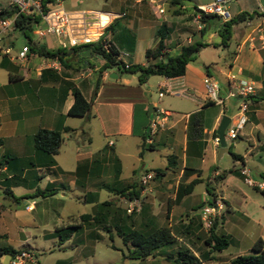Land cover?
Returning <instances> with one entry per match:
<instances>
[{
    "label": "crops",
    "instance_id": "0c3cea01",
    "mask_svg": "<svg viewBox=\"0 0 264 264\" xmlns=\"http://www.w3.org/2000/svg\"><path fill=\"white\" fill-rule=\"evenodd\" d=\"M209 1L187 0L182 6H187L193 17L194 6ZM237 1L239 6L234 11V15L239 10L251 9L248 10L249 13L255 12L254 8L247 7L245 0ZM77 3L78 0H68V4L63 5L71 8ZM158 3L162 5L161 2L158 1ZM257 3L258 7L264 6V0H257ZM118 7V10H109L118 14L108 26L110 40L118 52L121 49L127 51L125 53L129 58L124 59L122 56L123 61L130 64L145 63L147 61L146 48L154 46L157 42L155 29L165 22L164 20L171 21V19L164 16V9L162 12L158 11L152 0H121ZM114 24L118 26L115 31ZM146 28L152 29V37L149 38L146 35ZM14 29L16 27L8 29L6 34L9 36ZM247 30L248 28L244 24L239 32H236L235 28L233 29L236 46L232 51H229L228 57H223L220 62L213 56L204 53L209 48L216 49V57L221 58L218 54L219 46L214 44L220 40L216 31H210L203 37H200L199 31L186 33L184 37L186 41L198 39L206 40L210 44L200 48L194 59L186 63L183 74L173 77L150 74L143 83L139 82L137 73H135L136 75L132 72L128 74L116 67H108L99 72L104 58L95 53L98 57L97 64L92 63L89 59H82L84 55L81 53L86 48L70 52L66 63H62L60 71L40 68V57L31 56L29 64L22 65L24 68L14 67L12 73L21 75L15 80L9 78L11 67L7 61L5 64L4 57L0 56V130L7 129L5 137L11 139V145L24 152L27 149L25 147L29 140L28 135L32 136L39 128L71 127V130L62 131V143L58 152L54 154L37 149L32 139V144H30L32 149H27L32 150L31 155L34 157V161H30V163L33 164L34 169L38 168L40 172H33L32 167L26 166L21 161L17 163L10 161L11 157L2 161V156H0V185L3 190L6 187L9 188L13 195L12 199L17 204L23 203L25 207V211L15 208L12 213L15 221L19 220L29 228L22 241H27L31 236L35 238L56 236L64 228L57 222L63 216L68 215L59 206L47 210L41 205V199L34 198L35 196L42 198L52 196L64 203L66 202V191L79 187L84 193H75L76 198L85 204L89 203L91 212L71 214L70 218L87 221L105 209L104 214L101 215L104 217L114 201L120 200L126 205L125 210L115 206L116 211H112L114 213L112 219L120 223L117 224V227H129L144 231L151 227L168 226L176 238L173 243L155 248L151 254L144 258L127 256L129 249L127 252L122 251L124 260L133 259V264H186L174 262L175 255H170L186 245L200 259L201 264H220L219 260L222 259L226 264H233L231 260L238 254L222 258L219 251L223 248L210 251L206 242L211 228L207 233V228L201 225V205L207 200V202L212 201L213 198L212 200L206 199L201 204L191 203L188 199L194 186L199 182L205 183L207 194H212V197L218 195L224 202L218 224L214 228L215 233L230 236V234L220 231L224 225L232 222V225L241 227L242 230L244 228L248 230L249 227L258 228L259 232L252 234L250 243H253L258 236L264 240V189L249 186L244 182L240 173L242 165L250 169V163L254 159L257 161V155H260L258 160L264 159V47L260 45L259 41H256L255 44L246 41L243 37ZM30 31L33 33L32 27ZM173 31L174 29L169 33L164 49L169 53H174L182 44L178 41L172 42L171 33ZM215 36L219 37L218 41ZM33 41L54 49L58 45L56 36L53 35L35 37ZM6 43V46L10 47L13 40L8 37ZM32 49L37 50L36 48ZM0 53L3 52L0 51ZM92 53L90 52V54ZM210 66L214 69L215 74L211 72ZM81 68L84 70L80 71ZM79 71L80 73L75 75ZM113 73H116V76ZM134 75L137 77L135 78ZM206 76L218 81L223 96L235 80L251 81L255 86L251 104L245 111L247 119L237 135L245 150L243 153L231 151L227 146V152L231 153L233 158V153H236L242 156V160L234 158L236 164L226 169H220L216 163V160L222 157L225 152L217 157L219 144L214 142V130H216L223 114H228L230 117L235 114L230 111L232 105L235 108L236 99H226L224 105L212 101L208 97L204 85ZM72 84L80 89L86 99L91 101L87 114L72 115L68 112L74 99ZM142 84L147 87L155 85L158 88L159 97H162L165 92H169L182 94L192 101L185 112L163 108L166 110L164 126L157 129L152 142L145 140L144 144L143 138L147 136L148 123L153 116L156 103L155 101L149 103L152 98H147L148 89L142 87ZM92 87L95 90V92L93 90L94 101L89 96ZM159 92H162V95ZM97 102L103 106H98ZM148 105L153 107L151 112ZM193 112H199V120L202 123V130L199 133L188 128L189 117ZM95 120H98L96 133L99 135L110 134L115 137V139L109 138L105 141V145L110 146L111 149L105 150L102 144L93 146L91 132L95 127ZM82 134H85L84 137L87 138V141L80 138ZM3 142V138L0 137V145ZM157 143L163 145L164 167H148V163L142 162L144 146L151 144L150 149H154ZM5 155L4 153L3 156ZM156 168L161 169V173L150 180L148 187H142L139 196H137L142 201L140 208L127 212L128 201L136 196L128 198L121 191L130 184H135V188H140V175L147 170L155 171ZM125 173H127L126 176ZM250 173L252 175L251 171ZM27 174H31L33 179L21 191L19 194L21 198L18 200L14 187L19 186L20 180L25 179ZM102 176L105 178H101ZM38 177L47 180L45 187H40L32 182ZM194 178H198L199 181L189 188L187 184ZM260 179H264V173H261ZM101 187H106L113 193H117V196L99 201L97 189ZM37 189H52V193L41 195ZM59 190H61L60 196L57 195ZM260 193L263 197L259 198ZM26 203H30L31 207L27 208ZM180 204L184 205L183 210L177 211L176 207ZM235 204L243 207L240 209L241 212L235 209ZM195 206H199V209L194 214L189 209H193ZM24 212L30 213V215L27 217L23 215ZM229 213L234 215L239 213L241 216L229 221L227 217ZM1 214L3 217L0 216V223H5L6 228L2 230L0 225V238L4 237V241H11L12 236L4 216L5 210L0 208ZM71 226L77 227L76 225ZM85 227L87 228V226ZM89 234H92L91 229ZM231 238L232 236H230V241ZM1 241L0 244L13 246L8 242ZM26 244L21 243L17 245L22 246L13 247L33 249L28 243ZM129 244L126 245L130 247ZM34 251L37 253L39 264H74L81 261L86 255L80 253L76 256V254H68L60 249L55 253L54 249H48V253L41 256V253L36 249ZM247 252L249 249L244 250L243 253ZM48 256H52L53 259L48 260Z\"/></svg>",
    "mask_w": 264,
    "mask_h": 264
},
{
    "label": "rangeland",
    "instance_id": "374dc122",
    "mask_svg": "<svg viewBox=\"0 0 264 264\" xmlns=\"http://www.w3.org/2000/svg\"><path fill=\"white\" fill-rule=\"evenodd\" d=\"M121 0H78V3L75 4L73 7L76 8H98V9H103V10H118V5ZM159 2L162 3L163 9H164V16L169 17V20L171 21H166L169 26L172 27V30L174 31L171 33L172 37V42L176 43V41L180 43H185L187 42L185 40V34L188 32H198V28L193 20L192 15L189 13V10L187 9H181V12L179 13H173L172 9L173 7L169 5L168 0H158ZM187 1V0H186ZM247 3L248 8H254L255 12L259 9L257 0H245ZM8 0H0V7L3 6L4 4H7ZM62 5L68 4V0H62ZM239 6V2L237 0H226L225 1V7L227 10L230 12V14L233 16L234 11L237 9ZM251 10V9H248ZM246 10V11H248ZM249 12V11H248ZM235 31L239 32V29H242V22L237 23ZM114 31L118 27L117 25L114 24ZM8 31H1L0 32V45L4 48L6 47V41L8 37L13 40V44L10 45L11 48V54H15L18 49L21 47L23 43L27 42L28 37H31V39H35V35L28 29V28H19L16 26V29H14L10 35L6 34ZM146 35L150 38L153 36L152 34V29L146 28ZM54 36V35H53ZM110 36V35H109ZM216 40H219L218 36H215ZM239 38V37H238ZM236 38L234 36V31L232 30L231 33V38L229 40V45L228 47H223L222 45H219L218 47V54L220 55L221 58L218 56L216 57L217 50L209 48L207 49L204 53L209 56H213L218 62L223 60L222 58H226L229 55V51H232L234 47L236 46ZM120 52H127L125 49L119 50ZM42 54V53H41ZM36 57L39 58L40 54L39 52H36ZM1 57H5L6 61L12 65H15L16 67L24 68V65L29 64L30 59L23 63V66L20 64H14L10 59L9 55L5 53H0ZM124 59H128L126 55H122ZM82 59H89L92 63L97 64L98 63V57L93 52L92 54L88 56H83ZM40 64H41V57H40ZM110 68L115 67V66H109ZM211 72L215 74L214 69L210 66ZM84 69L81 68L80 71H83ZM76 73L75 75H78L80 73ZM125 73L131 74L130 72L125 71ZM137 72H134L132 74H135ZM136 75V74H135ZM134 77L136 78L137 76ZM146 80V79H145ZM144 80V81H145ZM142 81V83L144 82ZM144 88H147V93L146 96L147 98H152V100L149 101L153 102L155 101L154 107H162V108H168L170 110H174L177 112H185L188 108V106L191 105L192 101L190 98L182 95V94H172L169 92H165L162 97L158 96V88H156L155 85L153 86H148L145 84H142ZM74 86V84H72ZM90 93V97L93 98L92 100L94 101V93L93 89ZM89 94V93H88ZM219 94L221 95V89L219 90ZM148 103V104H149ZM96 104V102H95ZM99 103L97 102V105ZM251 104V103H250ZM96 105V106H97ZM98 106H103L102 104H99ZM149 107V105H148ZM235 107V106H234ZM237 108H233L230 111V113L236 112ZM95 127L93 128L91 132L92 136V144L93 146L102 144L103 147H105V150L111 149L110 146H106V140L109 138L115 139L113 135H99L96 133L95 129L98 126V120H95L94 122ZM7 129H1L0 130V137L3 138L4 142L0 145V156H2V161L10 159V161H13L14 163L20 162L25 164L26 166L32 167L34 169L33 164L30 163V161H34V157L31 155V149L32 146V139L33 135L31 136L30 134L28 135L29 140L26 142V147L25 148H31L30 150L25 149L24 152L18 148L14 147L11 145L10 138L5 137L7 134ZM85 134H82L80 138H83L87 141V138L84 137ZM240 138H227V146L230 147L231 151H239V152H244L245 147L243 144L240 142ZM232 144V145H231ZM163 145L160 143H157L156 149H150L148 145L144 146L142 155H143V161L144 163H148V167L151 166H161L164 167V162H165V156H164V149L162 148ZM116 149V147H115ZM6 150V151H5ZM6 154L3 156V154ZM260 158V155H257V161L254 159L250 163V171L252 172V176L254 179H260L261 178V173H264V159L262 161L258 160ZM259 161V162H258ZM216 163L220 169H226L234 164L236 162L234 161V158L232 157L231 153L225 152L222 157H220L218 160H216ZM205 164V163H204ZM262 171V172H260ZM33 172H40L38 168H35ZM127 173H125L126 176ZM131 174V172H130ZM1 177V176H0ZM105 178V176H102L101 178ZM33 179L31 174H27L25 179L20 180L21 183H19V186L14 187L16 196L18 200L21 198L19 194L21 193L22 190H24V187L30 182V180ZM35 184L40 185V187H45L47 180L46 179H41V177L35 178L34 181ZM36 185V186H37ZM140 185V184H139ZM149 183L145 185V187H148ZM250 186V185H249ZM141 187V185H140ZM253 187V186H251ZM147 190V189H146ZM98 191V198L99 201L113 196L114 198L117 196V193H113L112 191L108 190L106 187H101L97 189ZM204 191V192H203ZM61 190H59L58 196H60ZM75 193L83 194V190L76 188L72 190H67L66 191V202L61 203L60 200H58L55 197H46L42 198L41 196H35L34 198H39L41 199V205L46 208L47 210L53 209L55 207H61V210L68 215H65L60 219L57 224L59 226H64L63 230L60 231L56 236L53 237H43V236H38V237H30L27 241H22L23 238L26 236V231L29 230V228L26 225H23L19 220L15 221L14 217L12 216L13 210L15 208L18 209H23L25 211V207L23 203H16L11 196L6 194L3 190V187L0 185V208L5 210L4 216L7 219V225L9 226L10 234L12 236L11 241H4V237L0 238L2 240L1 242H8L12 244L13 246H22V245H17V244H26L28 243L34 250L41 253V256L44 254H47L48 249H54V252L56 253L59 249L64 250L68 254H76V256L80 253L86 254L84 258L81 261H77L74 264H133V259H128L127 261L124 260L122 251L127 252L128 251V246L123 242L122 236L119 234L117 230V221L112 219V215L114 214L112 211H116L115 208L119 207L123 211L125 210V204L121 202L120 200L114 201L112 207H109L108 213L102 217L101 215L104 214L105 209H102L100 213H97L96 216L92 219H88L87 221H82L80 218H70L71 214L78 215L82 212H91V206L90 204H85L82 200H78L76 198ZM148 193L149 190H148ZM215 193V192H213ZM258 197H263V195L260 193ZM257 197V198H258ZM126 198V197H125ZM218 199L220 198L218 195H215V197H212V194H207L205 192V183L199 182L194 186V189L192 193L189 196V201L191 203H202L206 199ZM31 199V198H30ZM222 199V198H220ZM240 199V198H239ZM208 201V200H207ZM204 202L201 207L208 203ZM142 202V201H141ZM95 203V202H94ZM116 206V207H115ZM184 205L180 204L177 205L176 210L177 211H182ZM243 207L235 204V209L239 210L241 212ZM199 206L193 207V209H189V211L193 212L194 214L198 211ZM246 212V210H245ZM23 215L29 216L30 213L24 212ZM221 215V214H220ZM219 215V216H220ZM1 217L2 214L0 215ZM69 216V217H68ZM217 216V220L219 218ZM240 214L237 213L234 215L233 213H229L227 217L229 218V221L231 219H237L240 218ZM23 219V217H21ZM232 219V220H233ZM201 225H203L202 220ZM3 222V221H2ZM83 222H86V224H83ZM245 224V222H244ZM2 230H5V223H0ZM71 225H76L77 227L71 226ZM231 225V226H230ZM87 226V228L85 227ZM205 227V226H204ZM207 228V227H206ZM220 228V227H219ZM91 229L92 234H89V230ZM204 229V228H203ZM210 227L207 228V233H209ZM224 233L230 234L232 236L231 241L228 243L226 247H224L221 251H219L220 255L223 257H231L236 254H243L244 250L250 249L252 243L251 238L252 234H256L257 229L249 227L248 230L244 228V230L241 229V227H237L235 225H232L231 223H228L224 225L221 228ZM248 231V232H246ZM227 234V235H228ZM228 235V238H230ZM254 242V241H253ZM27 245V244H26ZM129 246H131L129 244ZM59 255L61 253H58ZM52 256H48V260H52ZM9 260V254L5 253L0 256V264H8ZM220 264H226V262L222 259L219 260ZM218 261V262H219ZM230 264V263H228Z\"/></svg>",
    "mask_w": 264,
    "mask_h": 264
},
{
    "label": "built area",
    "instance_id": "2783aa9c",
    "mask_svg": "<svg viewBox=\"0 0 264 264\" xmlns=\"http://www.w3.org/2000/svg\"><path fill=\"white\" fill-rule=\"evenodd\" d=\"M155 3L158 11L162 12L163 7L158 0H152ZM226 0H210L207 3L199 5V9L204 12H212L219 14L223 19H229L232 15L225 7ZM62 0H8L7 4L0 7V32L7 29H13L17 26L16 19L24 18V24H30L33 34L36 37L45 35L56 36L58 43L57 48L71 49L77 47L84 50L90 47V52L99 54L102 51H110L113 45L110 40V31L108 26L118 14L98 8H67L62 5ZM200 11L193 14V20L199 29L202 22L199 18ZM244 21L248 28L244 35V39L250 44H255L259 41L260 45L264 47V6H260L257 12L251 13ZM105 16V17H103ZM48 48V46H46ZM97 47V50H93ZM0 51L8 54L9 59L14 64L23 65L31 56H34L37 50L31 48L28 42L21 45L15 54H11L9 46L2 47ZM99 51V52H98ZM41 57L40 68H51L60 71L62 62L57 55H48L39 53ZM125 52H117L115 60L122 61L119 66L128 67L130 63L122 60V55ZM100 55V54H99ZM117 68V65H113ZM118 69V68H117ZM204 85L208 97L215 102L224 105L226 99L235 98L237 108L235 114L230 117V121L224 130V136L227 138H235L239 130L243 127L247 117L245 111L247 110L251 96L255 93V86L251 81L235 80L229 86L226 94L220 95V84L215 79L206 76L204 78ZM162 95V92H159ZM166 110L161 107H156L153 111V116L149 120L146 141L152 142V138L157 129L164 126ZM214 142L219 144L217 136L214 137ZM111 143V141H110ZM240 173L246 184L264 189V179H254L250 173V169L242 165ZM156 176L155 171H144L140 177V185L144 188L152 178ZM127 212L138 210L141 206V201L135 197L128 201ZM27 208H30V203H26ZM224 208L222 199H214L211 202L204 204L201 207V220L205 227H211L214 218L221 214ZM8 264H39L37 253L31 248H20L14 253L10 254Z\"/></svg>",
    "mask_w": 264,
    "mask_h": 264
},
{
    "label": "trees",
    "instance_id": "16d2710c",
    "mask_svg": "<svg viewBox=\"0 0 264 264\" xmlns=\"http://www.w3.org/2000/svg\"><path fill=\"white\" fill-rule=\"evenodd\" d=\"M186 0H168L170 6L173 7V13L181 12V9H187V6H182ZM200 11L199 18L202 22V26L197 29L199 31L200 37L208 34L210 31H216L220 36V40L217 43H214L216 46L219 45H229V40L231 38L232 30L234 26L244 21L248 16H252L251 13L244 10H239L235 15L231 16L229 19H223L219 14L212 12H204L199 9L198 6H194L192 13ZM22 17V16H21ZM17 18L16 24L19 28H28L31 30L30 24H24V18ZM111 24V23H110ZM245 26V24H244ZM172 27L167 25L166 22H162L155 29V36L157 42L154 46L148 47L145 50V56L147 61L145 63H132L127 68L120 67L122 61L115 60V54L117 50L112 45L110 51H102L99 54L104 58L103 64L99 67V72H102L104 69L109 66L117 65V68L122 71L127 72H137L139 82L144 81L150 74H162L168 77L179 76L184 73L185 65L190 60L194 59L197 52L203 46L210 44L206 40H190L179 45V48L174 53H169L165 51L166 40L169 38V33L171 32ZM243 36V33L241 37ZM240 37V38H241ZM27 42L30 44L31 48H36L39 53H44L48 55H57L62 63H66L67 57L70 52H76L79 50L77 47H73L69 50L62 48H47L43 43H36L28 37ZM93 50H97V47H93ZM5 64L6 59L4 57ZM11 68L9 78L15 80L21 77L16 73H12L15 65L8 64ZM78 69V67H77ZM73 102L68 108V112L72 115H84L89 112L91 101L86 99L80 89L76 86H72ZM95 92V90H94ZM189 130L196 131L199 133L202 130V123L199 120V112H193L189 117ZM71 130V127L64 126L62 129H52V128H39L33 134L34 145L37 149L42 150L49 154H54L58 152V149L62 143V131ZM195 133V132H194ZM214 136H217L216 130H214ZM146 137L143 138V144L145 143ZM152 145L150 144L149 147ZM235 159H241L242 156L236 153H233ZM232 171V169H229ZM156 176L161 173V169H155ZM224 173V172H223ZM198 178L192 179L188 182L187 186L192 188L193 185L198 182ZM135 184H130L121 191L128 198L139 196L140 188H135ZM207 187V186H206ZM208 188V187H207ZM39 194L46 195L51 194L52 189H37ZM4 192L9 196H13L9 188H5ZM209 202H211L209 200ZM218 220L214 218L213 224L211 225V230L206 238V242L210 247V251L221 250L226 247L230 242V238L225 235H219L215 233L214 228L217 226ZM119 234L122 236L123 242L125 244L130 243L131 246L128 247L129 251L127 256L131 258H144L152 253V251L165 244L173 243L176 238L171 233L168 226H160L156 228H148L144 231H139L133 228H122L117 227ZM19 248H15L11 245L0 244V256L2 254H12L17 251ZM174 256V262H182L186 264H201L200 259L193 253L189 247L186 245L182 246L180 249H177L175 252L170 254ZM231 262L233 264H264V240L261 236H258L252 243L249 252L238 254L232 258Z\"/></svg>",
    "mask_w": 264,
    "mask_h": 264
},
{
    "label": "water",
    "instance_id": "95a60500",
    "mask_svg": "<svg viewBox=\"0 0 264 264\" xmlns=\"http://www.w3.org/2000/svg\"><path fill=\"white\" fill-rule=\"evenodd\" d=\"M84 56H88L90 54V47H86V49L81 53ZM114 76H116V73H113ZM150 108V112L152 111V105H149ZM230 121V116L228 114H223L221 116V119L216 127V133H217V137L219 139V148H218V153H217V157H220L222 152H227L228 151V147H227V141L225 139L224 136V130L227 126V124Z\"/></svg>",
    "mask_w": 264,
    "mask_h": 264
},
{
    "label": "bare ground",
    "instance_id": "6f19581e",
    "mask_svg": "<svg viewBox=\"0 0 264 264\" xmlns=\"http://www.w3.org/2000/svg\"><path fill=\"white\" fill-rule=\"evenodd\" d=\"M103 17H105V16H103Z\"/></svg>",
    "mask_w": 264,
    "mask_h": 264
}]
</instances>
